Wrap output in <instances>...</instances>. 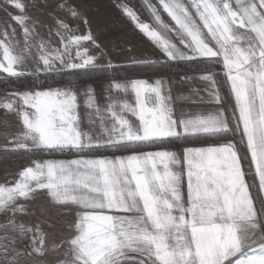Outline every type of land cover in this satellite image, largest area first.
<instances>
[{"label": "snow or ice", "instance_id": "obj_1", "mask_svg": "<svg viewBox=\"0 0 264 264\" xmlns=\"http://www.w3.org/2000/svg\"><path fill=\"white\" fill-rule=\"evenodd\" d=\"M138 2L0 0V264H264V0Z\"/></svg>", "mask_w": 264, "mask_h": 264}, {"label": "crops", "instance_id": "obj_2", "mask_svg": "<svg viewBox=\"0 0 264 264\" xmlns=\"http://www.w3.org/2000/svg\"><path fill=\"white\" fill-rule=\"evenodd\" d=\"M132 2L136 3L137 6H139L138 0H132ZM84 3L89 7V10L94 18L96 19H106V18L115 19L116 13L112 7L113 0H84ZM36 14L38 13L34 12V15ZM133 43L137 44L141 51H150V46L148 45L147 41L142 40L138 36L133 38ZM148 58L153 59L155 58V56H149ZM148 74H149L148 69L144 67H136L131 72V75L134 77H137V76L146 77ZM55 79L57 78L46 80V81H52ZM10 89L12 88H9V90ZM5 90L3 91V93L5 92ZM33 158H43V157L36 156ZM61 158H68V157H61ZM6 160L14 161L15 162L14 164L18 165V167H20L23 163L27 162V160H22L20 158H11V159H6ZM31 207L35 210L39 218H45V219L51 220L55 226L54 229L52 230L53 234H59V231L62 228V220L64 219V217L58 215V210L49 204V202L47 201V199L45 198L43 194H40L37 197V199L31 204Z\"/></svg>", "mask_w": 264, "mask_h": 264}, {"label": "rangeland", "instance_id": "obj_3", "mask_svg": "<svg viewBox=\"0 0 264 264\" xmlns=\"http://www.w3.org/2000/svg\"><path fill=\"white\" fill-rule=\"evenodd\" d=\"M48 1L50 2L51 0H48ZM33 14H34V12H33ZM2 17H3V14L0 13V18H2ZM190 67H192V66H190ZM54 78H57V77L55 76ZM0 79H2V75H0ZM2 84H3V86H2ZM13 87L14 86L11 83H7V84L0 83V95L3 94V91L5 89H9V88H13ZM14 163L15 162L12 160H10V161L9 160H0V180H3L6 172H8V173L15 172L19 168L18 165H15ZM35 218H39L37 214L35 217H33V219H35Z\"/></svg>", "mask_w": 264, "mask_h": 264}, {"label": "trees", "instance_id": "obj_4", "mask_svg": "<svg viewBox=\"0 0 264 264\" xmlns=\"http://www.w3.org/2000/svg\"><path fill=\"white\" fill-rule=\"evenodd\" d=\"M191 65H188V64H178V65H173V67H176V68H184V69H188V68H191L190 67ZM55 77V74H52L51 76H48V75H43L42 78L45 79V80H50V79H54ZM31 83V78H22L20 80H17L15 81V84H12L14 87L16 85H27V84H30ZM3 86V84H2Z\"/></svg>", "mask_w": 264, "mask_h": 264}]
</instances>
